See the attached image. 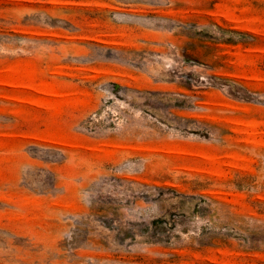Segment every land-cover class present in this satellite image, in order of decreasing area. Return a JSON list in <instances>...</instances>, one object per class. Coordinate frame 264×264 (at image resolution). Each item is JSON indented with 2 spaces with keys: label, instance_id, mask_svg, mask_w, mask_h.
I'll use <instances>...</instances> for the list:
<instances>
[{
  "label": "rangeland",
  "instance_id": "1",
  "mask_svg": "<svg viewBox=\"0 0 264 264\" xmlns=\"http://www.w3.org/2000/svg\"><path fill=\"white\" fill-rule=\"evenodd\" d=\"M0 264H264V0H0Z\"/></svg>",
  "mask_w": 264,
  "mask_h": 264
}]
</instances>
